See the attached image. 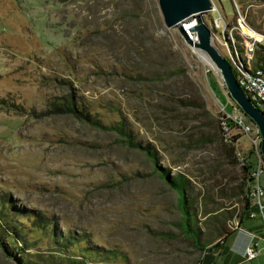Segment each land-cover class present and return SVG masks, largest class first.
<instances>
[{"label":"rangeland","instance_id":"1","mask_svg":"<svg viewBox=\"0 0 264 264\" xmlns=\"http://www.w3.org/2000/svg\"><path fill=\"white\" fill-rule=\"evenodd\" d=\"M235 1L264 35L262 0ZM213 2L223 22L215 29L209 12L203 20L223 55L216 37L228 38L234 2ZM70 98L90 121L65 110ZM226 102L219 71L164 24L158 0H0V205L8 197L26 224L40 214L57 234L76 235L72 250L101 253L87 257L94 264H203L162 174L189 180L203 234L213 224L204 210L225 205L220 219L240 210V157L251 147L232 126L229 155ZM20 229L25 252L49 249L48 236ZM0 264H17L1 246Z\"/></svg>","mask_w":264,"mask_h":264},{"label":"trees","instance_id":"2","mask_svg":"<svg viewBox=\"0 0 264 264\" xmlns=\"http://www.w3.org/2000/svg\"><path fill=\"white\" fill-rule=\"evenodd\" d=\"M264 60V47L262 44H258V49L255 55V64H259ZM221 100V99H220ZM65 110L67 112L73 113L76 117L88 120L86 115L84 116L81 111L77 110L76 103L72 98L67 100L65 105ZM98 127H103L97 121L91 122ZM116 129L117 131L124 134V130L120 127H110V129ZM236 135L231 136L229 141H225V144L228 147L229 155H233L234 153V140L236 139ZM224 138V137H223ZM127 141V140H125ZM145 150L147 148H144ZM152 154V153H151ZM251 153H248L241 163L242 170V179L237 185V192L235 195L237 196L236 202L240 203V210L234 215L233 213L229 214V212H225L223 218L220 219V213L223 211L225 205H220V207L212 209L210 211L204 210L203 213L205 215L209 214L210 220H207L206 225L210 221L213 224L208 227V232L203 234L199 227L197 226V219L195 214H193L188 208V200L186 198V193L188 190L189 180L183 175L178 174L176 176L170 177L166 171L162 174L164 179L167 181L168 185L171 186L174 190H176L179 194L181 210L183 212L182 218V226L186 234L191 237L192 243L195 248L201 252H204L202 256V261L207 253H212L216 249H218L221 245V242L224 241L229 235H231L234 230L228 227L227 220L230 217H236L238 221V225L241 226L244 220H249L248 217L249 210L252 209L250 206V199L248 197L249 190V171L252 167V159L250 157ZM153 155V154H152ZM234 156V155H233ZM5 202L0 205V246L7 252V254L16 261L17 264H94L97 263L96 260H88L87 257L92 254L94 256H101V253L97 250L94 252L92 248H83L81 251L79 249L72 250V247L78 246L81 239H78L74 234H66L63 236L62 234H57L55 232V227L50 219L42 216L40 214H35L33 221L29 224H26L24 221H30L27 214H24L23 209H19L17 207H12L13 212L8 211L7 204L10 203L8 197ZM7 202V203H6ZM6 203V205H5ZM24 214L26 220H18L16 218H10V212L14 216L17 213ZM206 211V212H205ZM19 215V214H18ZM16 223V225H15ZM27 225V226H25ZM19 226V227H18ZM21 228H25L32 232L38 231L39 233L46 235L49 237V249L44 250L40 249L38 251L28 252L24 251L23 245H25V237L21 234ZM20 233H19V232ZM21 235V236H20ZM6 239V242L3 239ZM27 249H32L33 244H29L27 242ZM79 251L78 254H73V252ZM16 253H20L19 257L16 256ZM111 255H114L111 253ZM102 257V256H101ZM102 261V260H100Z\"/></svg>","mask_w":264,"mask_h":264},{"label":"built area","instance_id":"3","mask_svg":"<svg viewBox=\"0 0 264 264\" xmlns=\"http://www.w3.org/2000/svg\"><path fill=\"white\" fill-rule=\"evenodd\" d=\"M234 15L235 22L231 27L229 36L226 40L216 37L218 44L224 51V57L230 63L237 82L243 89L244 93L255 103V105L264 114V60L259 64H255V54L258 49V44L264 41V35L258 39L252 35L251 31L255 32L249 25L246 17L242 11V7L235 0ZM211 9L209 13H217V17L212 18V24L215 29L223 22L225 15L219 13L218 8L211 0ZM186 24V23H185ZM184 28L187 30V24ZM218 31V30H217ZM189 38L196 39V35L187 30ZM215 36V35H214ZM213 37V36H212ZM214 41V38H213ZM222 120L221 127L224 133V140L229 141L231 138L227 137V133L234 126L242 134L248 136L251 147L252 167L249 171V190L248 197L250 199V206L248 217L250 219L259 218L263 234L258 235L251 233V241L244 248L243 255L246 260H251L256 257L258 251L259 241H264V158L260 151L261 134L258 126L238 107L234 102H226L222 104ZM236 140V139H235ZM240 157V163L243 161ZM241 230L237 224L235 229Z\"/></svg>","mask_w":264,"mask_h":264},{"label":"water","instance_id":"4","mask_svg":"<svg viewBox=\"0 0 264 264\" xmlns=\"http://www.w3.org/2000/svg\"><path fill=\"white\" fill-rule=\"evenodd\" d=\"M211 0H158L164 24L176 27L186 43L205 54L219 71L225 88L238 107L258 126L261 134L260 151L264 158V114L244 93L228 60L214 45L209 26L203 15L211 9ZM191 22L187 27L195 32L196 39L189 38L183 22Z\"/></svg>","mask_w":264,"mask_h":264},{"label":"crops","instance_id":"5","mask_svg":"<svg viewBox=\"0 0 264 264\" xmlns=\"http://www.w3.org/2000/svg\"><path fill=\"white\" fill-rule=\"evenodd\" d=\"M264 5V0H262ZM241 230H234L218 249L205 254L203 264H264V241L260 240L255 258L246 260L243 251L251 241V233L263 234V228L259 218L244 220Z\"/></svg>","mask_w":264,"mask_h":264},{"label":"bare ground","instance_id":"6","mask_svg":"<svg viewBox=\"0 0 264 264\" xmlns=\"http://www.w3.org/2000/svg\"><path fill=\"white\" fill-rule=\"evenodd\" d=\"M212 7V6H211ZM191 22H186V24L187 25H189ZM185 24V25H186ZM188 28V27H187ZM189 29V28H188ZM251 33H252V35H254V36H256L258 39H260L261 38V36H260V34H258V33H256V32H253V31H251Z\"/></svg>","mask_w":264,"mask_h":264}]
</instances>
